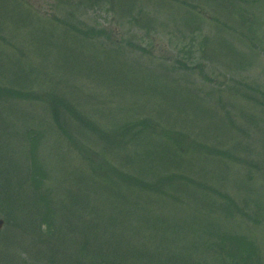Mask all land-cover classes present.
<instances>
[{
  "label": "rangeland",
  "instance_id": "rangeland-1",
  "mask_svg": "<svg viewBox=\"0 0 264 264\" xmlns=\"http://www.w3.org/2000/svg\"><path fill=\"white\" fill-rule=\"evenodd\" d=\"M0 219L21 264H264V0H0Z\"/></svg>",
  "mask_w": 264,
  "mask_h": 264
},
{
  "label": "flooded vegetation",
  "instance_id": "flooded-vegetation-1",
  "mask_svg": "<svg viewBox=\"0 0 264 264\" xmlns=\"http://www.w3.org/2000/svg\"><path fill=\"white\" fill-rule=\"evenodd\" d=\"M11 233H14V232H11ZM11 233L8 231H0V264H21V261L19 260L20 254H18V252H16L17 254L8 252V250L11 247V246H8V244L10 243L13 244L11 242L13 239V234L10 235ZM16 242H19V241H16ZM27 251H28L29 257L27 258V261H25V264L26 262L28 263L29 261H30L29 264H35L34 262L37 258H35L34 256L35 254H39L38 249L33 250L31 247H29L27 248Z\"/></svg>",
  "mask_w": 264,
  "mask_h": 264
},
{
  "label": "trees",
  "instance_id": "trees-1",
  "mask_svg": "<svg viewBox=\"0 0 264 264\" xmlns=\"http://www.w3.org/2000/svg\"><path fill=\"white\" fill-rule=\"evenodd\" d=\"M48 204L49 203H47L46 205H48ZM8 205H9V208H10L9 211L12 212V213H15L16 212L15 211V208L17 209V208H21V207L23 208L22 209V211H23L22 213H24V212H30V208H26V207H29L31 205L30 203H25V205H24L23 203H20L19 202V205L17 207L14 206L12 203L11 204L8 203ZM44 221L47 222L46 225L50 229L51 226H52L50 218L49 217H46V220H44ZM29 222L31 223V221H29ZM95 259H97V260H96V262L94 264H97L98 262H101L100 264H112V262H115L116 261V260H113V255L111 256L108 253L105 254L104 256L103 255L101 256L100 253L94 252L91 261L94 262ZM141 263H146V262H141Z\"/></svg>",
  "mask_w": 264,
  "mask_h": 264
},
{
  "label": "water",
  "instance_id": "water-1",
  "mask_svg": "<svg viewBox=\"0 0 264 264\" xmlns=\"http://www.w3.org/2000/svg\"><path fill=\"white\" fill-rule=\"evenodd\" d=\"M2 223H3V221H2V220H0V227L2 226Z\"/></svg>",
  "mask_w": 264,
  "mask_h": 264
}]
</instances>
